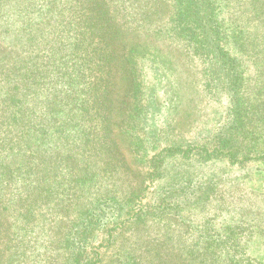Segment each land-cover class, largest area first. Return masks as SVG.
Instances as JSON below:
<instances>
[{
    "label": "trees",
    "instance_id": "16d2710c",
    "mask_svg": "<svg viewBox=\"0 0 264 264\" xmlns=\"http://www.w3.org/2000/svg\"><path fill=\"white\" fill-rule=\"evenodd\" d=\"M144 1L143 10L149 11L151 2ZM129 2L131 6L139 5L137 0L118 1L117 6L123 10L117 14V21L125 22L124 10L129 8ZM258 2L261 3L255 12L260 10L264 15V0ZM33 3L12 0L6 4L0 0V25L4 22L8 26L0 28V51L28 52L35 43L41 46L50 25L62 26L61 32L54 27L47 32L54 35L55 41L50 50L51 71L44 75L53 99L41 95V83L22 72L29 68L28 62L19 66L22 71L15 68L5 74L0 72V205L7 202L6 194L23 181L30 184L27 189L42 192L38 198L60 204V214H65L69 223L63 233V264H105L106 257L112 258L108 264H145L129 250H121V235L133 227L181 218L194 203L210 200L230 174L219 164L237 167L240 176L257 173L264 181V151L258 149L256 138L249 137L248 130L249 115H254L256 109L264 110V105L260 106L264 91L255 95V108L248 106L244 96L249 68L241 58L251 52L264 54V37L253 34L252 26L249 29L228 15L233 13L229 0H172L171 24L164 31L166 37L186 41L190 51L204 63L206 89L226 104L224 123L213 133H202L184 144H163L162 140L167 139L161 134L157 119L167 108H163L157 87L149 81L151 76H165L162 61L147 51L126 52L122 65L130 79L128 100L142 96L143 102L129 111L134 127L129 124L127 128L137 137L135 150L148 156L149 169L143 188L124 194L89 192L99 179V174L92 175L91 153L94 147L98 153L107 148L105 138L111 132L109 98L119 33L103 9L109 4L106 0H43L41 8L46 14L38 15L35 23L26 19ZM50 13L53 16L49 17ZM260 20L264 28V19ZM133 31L128 28L126 32ZM63 35L67 39L80 37L70 45L68 54L62 50L66 44H60ZM6 38L11 43L5 44ZM21 57L18 54L17 61ZM43 68L46 72L47 63ZM165 118L163 124L167 125L168 116ZM244 137L251 142H243ZM15 154L24 161L21 170L16 168L19 175L23 172L19 179L8 163ZM156 183V189L151 190ZM148 197L153 201L148 202ZM28 212L20 215L35 218L31 210ZM195 236L186 241V263L199 260L201 264H264L251 254V239L241 237L235 226L218 230L208 225L205 230L199 228ZM102 248L106 250L101 251Z\"/></svg>",
    "mask_w": 264,
    "mask_h": 264
},
{
    "label": "rangeland",
    "instance_id": "374dc122",
    "mask_svg": "<svg viewBox=\"0 0 264 264\" xmlns=\"http://www.w3.org/2000/svg\"><path fill=\"white\" fill-rule=\"evenodd\" d=\"M11 1L4 0V3L8 4ZM33 1L32 7H29L27 11L31 13L26 19H32L36 23L37 16L42 12V15L46 13L41 8L43 0ZM118 1L121 0H106L109 5L106 4L103 8L107 12L109 22L119 33L116 42L118 57L115 61L114 85L109 98L111 132L110 137L108 135L105 138L107 148H101L102 151L98 153L94 147L90 157L93 163L92 175L96 177L95 174H99L98 181L94 182L92 190H89L94 194H98L99 191L124 194L133 189H142L145 174L149 169L148 156L135 150L138 146L137 137L127 128L129 124L134 127L133 121L130 122L129 111L143 103L142 96L136 100L130 97L128 100L130 79L122 65L128 50L147 51L157 55L162 61L160 66L165 76L161 74L154 79L149 75L151 76L149 81L157 87L159 98L163 101V108H167L157 119L161 134L167 139L162 140L163 144H184L188 140H195L202 133H213L223 125L227 111L225 102L217 101L216 97L206 89L204 85L206 78L203 76L204 63L201 59L190 51L185 40L166 37L165 32L171 24L174 11L172 0H150L149 11L143 10L142 5L146 4L144 0H137L139 3L137 6H131L129 2L127 6L129 8L127 11L124 10L125 22L117 21L119 16L117 14L123 10L119 8V5L117 6ZM229 1V10L233 13L228 15L236 17L240 24L249 26V29L252 26L253 34L261 33L264 37L263 22L260 20L264 19V15L260 10L255 12L256 5L260 6L261 2L258 0ZM37 9L41 12L37 13ZM51 16L53 15L50 13L49 17ZM23 20L25 21V18ZM54 22L55 20H52L51 23ZM1 23L3 25H0L1 29L8 27L6 23ZM96 23L100 25L98 21ZM52 27L59 32L64 29L56 23L50 25L45 31L41 46L35 43L28 52H20L17 49L9 51L8 54L0 51L1 74L15 68L22 71L23 69L19 66L28 62L29 68L22 72L33 78L37 84L41 83L38 92L50 101L53 99V92L45 83L48 80L44 78V75L51 71L53 62L50 50L54 49V35L51 33L47 35L48 31L52 32ZM128 28L134 31L127 33ZM84 29L82 28V31ZM157 31L162 33L158 34ZM64 38H66L65 41ZM79 38L71 36L67 39V36L63 35L60 39V44H66L65 49H62L63 53L68 54L70 45L77 42ZM11 39L6 38L5 44L11 43ZM2 40L0 37V41ZM18 54L22 55L19 61L16 58ZM241 58L249 68V81L244 97L246 102L248 101V106L252 105L255 108L253 103L255 95L261 90L264 91V54L251 52L244 54ZM147 61L152 62L153 59H147ZM46 63L47 71L45 72L43 67H46ZM38 65L41 67L37 68ZM138 76L142 83L140 74ZM263 105L264 95L260 106ZM166 116L169 120L167 125L163 124ZM248 119L249 137L253 139L255 137L254 142L258 149L264 151V110L256 109L254 115H249ZM150 124L152 126L151 121ZM244 141L251 142L248 137H244ZM147 149L150 151L149 146ZM13 156L14 158L8 163L12 165L11 170L19 179L23 177V172L20 171L19 175L16 168L21 170L24 161L16 154ZM219 165L230 174L220 188L218 187V191L212 194L210 200L198 205L194 203L193 207L183 212L184 215L181 218L129 229L120 237L121 250H129L134 253V257L136 256L145 264H201L199 260L192 263H186L183 260L187 251L186 241L191 237L194 239L199 228L205 230L209 225L220 230L230 225L235 226L241 237L251 239V254L255 260L264 262V181L257 173L240 176L236 172L237 167ZM25 173L26 171L24 175ZM157 184L151 185V190H155ZM29 185L24 181L17 183L14 191L6 194L7 202L3 206L0 205V264H63V233L69 225L68 220L65 219V214H60L62 213L59 211L62 207L58 208L60 204L57 205L56 201H46L45 194V198H38L42 192H37L32 187L30 190L27 189ZM30 194L31 198H29ZM147 199L148 202L153 201L150 197ZM12 200L15 201L8 203ZM29 210H31V216L35 215V218L29 216L26 219L20 215L21 213L29 214ZM12 213L14 216H10ZM103 250L106 248L101 249ZM112 254L106 253L107 256ZM111 259L106 257L103 261L108 264Z\"/></svg>",
    "mask_w": 264,
    "mask_h": 264
}]
</instances>
